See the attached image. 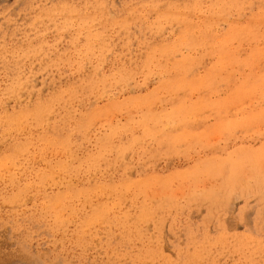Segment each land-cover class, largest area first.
Segmentation results:
<instances>
[{"label":"rangeland","instance_id":"obj_1","mask_svg":"<svg viewBox=\"0 0 264 264\" xmlns=\"http://www.w3.org/2000/svg\"><path fill=\"white\" fill-rule=\"evenodd\" d=\"M0 264H264V0H0Z\"/></svg>","mask_w":264,"mask_h":264},{"label":"bare ground","instance_id":"obj_2","mask_svg":"<svg viewBox=\"0 0 264 264\" xmlns=\"http://www.w3.org/2000/svg\"><path fill=\"white\" fill-rule=\"evenodd\" d=\"M204 184V183H203Z\"/></svg>","mask_w":264,"mask_h":264}]
</instances>
